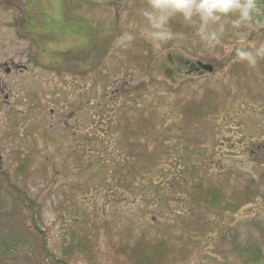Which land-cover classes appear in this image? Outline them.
I'll use <instances>...</instances> for the list:
<instances>
[{
    "label": "rangeland",
    "instance_id": "1",
    "mask_svg": "<svg viewBox=\"0 0 264 264\" xmlns=\"http://www.w3.org/2000/svg\"><path fill=\"white\" fill-rule=\"evenodd\" d=\"M146 7L0 0V264H264V27L155 47Z\"/></svg>",
    "mask_w": 264,
    "mask_h": 264
},
{
    "label": "clouds",
    "instance_id": "2",
    "mask_svg": "<svg viewBox=\"0 0 264 264\" xmlns=\"http://www.w3.org/2000/svg\"><path fill=\"white\" fill-rule=\"evenodd\" d=\"M147 7L141 15L146 21L145 38L161 47L169 41L180 44L183 33L173 30L171 21L179 16L188 25H195L194 35L206 50H214L221 43L226 28L254 31L260 24L258 17L264 16V0H146ZM135 39L131 32H124L118 40L128 47ZM238 61L255 68L258 60L264 59V42L250 49L236 50Z\"/></svg>",
    "mask_w": 264,
    "mask_h": 264
},
{
    "label": "flooded vegetation",
    "instance_id": "3",
    "mask_svg": "<svg viewBox=\"0 0 264 264\" xmlns=\"http://www.w3.org/2000/svg\"><path fill=\"white\" fill-rule=\"evenodd\" d=\"M10 60L8 59L7 62H5V60H3L2 62H0V106L2 108H6V103L8 101V80L7 77L9 78L10 75ZM16 70H23L24 68L22 66H16L15 67ZM189 75H197L200 74V69L198 68V66L195 67H191L190 70H188L187 72ZM3 121L5 122V119H3Z\"/></svg>",
    "mask_w": 264,
    "mask_h": 264
},
{
    "label": "water",
    "instance_id": "4",
    "mask_svg": "<svg viewBox=\"0 0 264 264\" xmlns=\"http://www.w3.org/2000/svg\"><path fill=\"white\" fill-rule=\"evenodd\" d=\"M198 65L205 71L211 72V70H212L210 65L200 64V63H198Z\"/></svg>",
    "mask_w": 264,
    "mask_h": 264
},
{
    "label": "trees",
    "instance_id": "5",
    "mask_svg": "<svg viewBox=\"0 0 264 264\" xmlns=\"http://www.w3.org/2000/svg\"><path fill=\"white\" fill-rule=\"evenodd\" d=\"M263 17H264V16H263ZM215 197H216V196H213L214 200H215Z\"/></svg>",
    "mask_w": 264,
    "mask_h": 264
}]
</instances>
